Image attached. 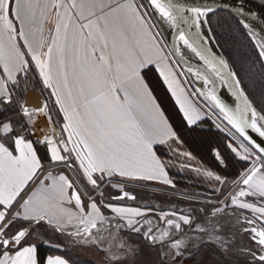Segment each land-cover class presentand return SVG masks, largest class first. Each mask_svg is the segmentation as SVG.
Returning <instances> with one entry per match:
<instances>
[{
	"label": "snow or ice",
	"instance_id": "obj_1",
	"mask_svg": "<svg viewBox=\"0 0 264 264\" xmlns=\"http://www.w3.org/2000/svg\"><path fill=\"white\" fill-rule=\"evenodd\" d=\"M150 2L172 29H179L176 40L202 64L203 67L189 65L187 68L197 81L202 82L204 87L198 90L239 134L236 139L242 137L247 142L236 144L230 139L227 145L238 161H251L252 165L242 176V183L248 191L240 189L238 196L264 198V144L255 145L246 132L250 129L264 139V114L258 113L250 102L238 75L230 72L228 64L199 39L202 25L207 23L209 14L215 9L210 5L189 7L173 0ZM22 12L26 13V19L21 18ZM234 14L243 28L252 31L247 21L256 20L257 15L246 9L244 0H239L234 6ZM49 21L54 24V29L45 27ZM181 24L187 28L194 27L195 35L180 28ZM17 37L24 41L30 61L20 49ZM161 43L150 32L135 0H72L71 3L62 0H0V67L5 78L4 88L0 91V106L11 102L10 83L17 85L21 73L26 78L29 72L36 75L33 69H38L44 87L51 89L50 95L63 114V131L67 134V141L59 140L57 147H53L52 138L46 137L44 146L51 161L63 159L57 153L60 144L64 145L65 153L69 152L68 145L71 144L74 156L79 158L84 168L90 170L94 185V173H99L101 178L113 175L107 165L110 159L132 160L147 167L149 161L138 158L137 153H148L155 159L154 145L157 142L163 144L165 137L172 136L163 114L153 103L150 88L143 77V70L155 65L175 96L172 86L176 81L171 78L170 72L166 74V56ZM174 51L180 53L181 50L177 47ZM260 56L264 59V40L260 44ZM161 65L164 67L161 68ZM229 79L234 81V86L228 83ZM217 81L233 87L234 108L226 105L217 95ZM62 97L67 98V104L62 103ZM176 102L180 104L189 126L202 119L196 108L181 103L179 97ZM39 111L43 112L44 109ZM23 115H29L26 107ZM254 153L259 159V167L257 161L252 159ZM217 160L223 163V155L218 150ZM41 171L42 162L33 145L17 134L11 121H0V214H4L5 209L10 212L20 204L21 208L15 215L16 219L22 221V226L15 231H11V228L16 219L0 230V264H40L37 247L27 242L32 236V226L43 223L61 233L66 227L47 219L42 214V208L44 211L57 209L66 217L68 224L78 221L95 228L96 219H101L97 202L93 201L85 213L77 193H72L71 200L66 199V190L57 182L58 178L65 179L64 175L57 178L49 172L40 180ZM131 178L152 181L150 176ZM216 179L219 182L221 178L217 176ZM38 180L39 184L33 189V184ZM68 187H71L69 183ZM6 195L10 203H5ZM236 195L234 193L230 200L233 205L237 203ZM30 198L32 206L25 210L24 206L29 205ZM72 201H75V212L64 207ZM228 202L225 201L226 206ZM109 207L111 212L129 217L141 215L140 212L131 213ZM240 207L252 208V205L241 203ZM211 211L221 213L224 209ZM181 218L185 225L189 223L187 217ZM127 223L132 225V220L128 219ZM87 232L88 228L85 227L83 232L78 229L72 235L82 236ZM217 233L213 229L210 235L217 237L218 245L227 250V238ZM258 237V251L264 252V231H259ZM149 238L155 243L156 237L151 233ZM172 243L180 248L179 243ZM115 244L119 251H124L125 246L121 241H115ZM174 255L179 257L183 252L177 251ZM126 258L111 250L108 254V259L113 262ZM48 264H65V261L50 258ZM259 264H264V255H260Z\"/></svg>",
	"mask_w": 264,
	"mask_h": 264
},
{
	"label": "rangeland",
	"instance_id": "obj_2",
	"mask_svg": "<svg viewBox=\"0 0 264 264\" xmlns=\"http://www.w3.org/2000/svg\"><path fill=\"white\" fill-rule=\"evenodd\" d=\"M135 2L156 41L162 42L161 47L166 56L168 72L171 73V77L176 78L189 96L187 97L189 104L186 105L199 110L205 119H210L234 143L239 144L212 118L210 109L202 103L192 89L182 69L172 58L142 0H135ZM33 71L37 74L33 75V72L27 74V79L29 78L31 82L29 86L40 85L42 92L47 93L50 97V91L44 87L38 71L35 69ZM146 79L149 83L151 82L149 78ZM151 84L149 86L152 92L159 102L163 103L162 90L160 91L154 83ZM65 99L67 101V98ZM182 100L185 103V100ZM20 118L22 119L21 116ZM55 121H57L56 124H59V129L63 131V126L60 123L61 118L57 119L55 115ZM21 126L22 124L17 128L21 129ZM161 148L165 158L158 159L156 157L153 159L148 153H137L138 158L149 161L147 167L132 160H121L120 158L108 160L107 165L113 175L110 178H101L99 174H96V177L94 176L96 178L95 185L90 179V170L84 168L83 165L79 166L78 157L74 156L69 166L67 165L68 172L70 171L76 180L81 182V187L85 189L87 196H93L88 197L87 202L89 200L92 203L93 201L97 202L102 211L101 219H96L95 228L73 221L70 224L71 229H64L63 233L41 223L32 226V236L28 238L27 242L38 238L40 240L38 244H44L72 256L82 257L92 264H259L251 253L253 247L247 237L246 225L241 220L238 221L236 217L230 216L229 213H241L253 218L264 228V215H262L264 214L262 213L264 198L258 196L239 197L238 191L244 190V185H237L238 180L233 183L225 182L219 175L198 162L184 145L176 141H170L162 145ZM252 159L257 161V167H259V160L254 156ZM248 162L249 167L246 172L252 166L251 161ZM123 170L129 172L126 173ZM84 176H87L86 181ZM132 176H150L152 181L131 178ZM217 176L221 178L219 182L216 179ZM176 181L183 183L185 186L183 190L175 186ZM234 193H237L235 205L230 202ZM121 196L124 198H119ZM226 200L229 201L227 206L225 205ZM87 202L86 204H88ZM241 203L250 204L257 210L242 208L240 207ZM86 204L84 203L85 208ZM109 206L120 209H122L121 207L131 208L128 211L131 213L140 212L141 215L134 216V218H138L132 222V225H129L121 221L120 218H116ZM215 208H221L224 211L221 213L211 211ZM210 214H213L214 217ZM220 214L223 215L219 216ZM182 216L189 219L187 225L184 224ZM6 225V221L0 224L2 229ZM177 225L180 227L177 228ZM21 226V221L17 220L12 225L11 231H15ZM85 227L88 228L87 233L82 236L72 235L78 229L83 232ZM213 229L218 232L217 235L220 237L227 238V250L218 245L217 237L210 235ZM149 233L156 237L155 243L151 239L147 240ZM175 239L180 244V248L171 242ZM115 241L122 242L125 246L124 251L118 250ZM110 250L127 258L118 262L110 261L108 259ZM177 251L183 252V255L176 257L174 253Z\"/></svg>",
	"mask_w": 264,
	"mask_h": 264
},
{
	"label": "trees",
	"instance_id": "obj_3",
	"mask_svg": "<svg viewBox=\"0 0 264 264\" xmlns=\"http://www.w3.org/2000/svg\"><path fill=\"white\" fill-rule=\"evenodd\" d=\"M207 23L215 43L221 53L230 62L234 72L238 75L239 82L246 92L247 97L255 108L261 114H264V112H261L264 109V65L253 43L241 28L239 22L231 14L224 12L210 14ZM144 76L150 78L157 88L160 91L162 90L160 82L156 79L152 71H144ZM246 76H248V79ZM28 84H30V81L27 77L19 80V83L13 88L11 102L4 106L3 112L0 111V121H11L13 127H19L23 123L18 114V106L24 99L25 92L30 90ZM33 87L42 92L40 85ZM42 94L53 120L55 119V115L58 119L59 113L53 100L47 93L42 92ZM162 95H164L163 103H160L155 98L170 123L178 141L184 145L187 151L198 162L208 170L219 175L225 182L233 183L237 181L248 169L249 162L238 161L232 155L227 147L230 138L214 122L210 121V119L204 118L193 126L187 125L170 97L166 96L163 92ZM153 150L158 157L165 158L164 151L161 147L156 146ZM217 150L223 155V163L217 160ZM245 164H247L246 167L244 166ZM174 184L182 190L185 187L183 183H178V181ZM181 185L183 187H179ZM204 209L206 210L205 207ZM36 247V255L38 256L40 264H44L48 256L56 255L64 257L70 264H92L82 257L72 256L44 244H38Z\"/></svg>",
	"mask_w": 264,
	"mask_h": 264
},
{
	"label": "water",
	"instance_id": "obj_4",
	"mask_svg": "<svg viewBox=\"0 0 264 264\" xmlns=\"http://www.w3.org/2000/svg\"><path fill=\"white\" fill-rule=\"evenodd\" d=\"M151 20L157 27L158 31L160 32L162 38L164 39L170 54L174 61L177 63V65L182 69L185 77L187 78L188 82L190 83L192 89L195 91L197 96L200 98V100L218 117L220 118L228 127L231 128V126L227 123L226 120L223 119L222 114L219 113L218 109H215L214 106L210 105V102H208L205 98V96L202 94L203 84L202 82L197 81L188 71L187 68L189 65L192 67H203L202 64L195 59L192 53H190L181 42L176 40V36L179 34V29H172L169 24L163 20L159 16V13L156 11L154 6L151 5L150 0H142ZM174 3H180L187 5L189 7H203L204 5H210L215 11H213L210 14L216 13V12H224L231 14L235 17V19L238 21V18L234 14V6L239 2V0H173ZM244 4L246 9H249L256 13L257 19L251 20L248 19V23L252 26V31H249L248 29L243 28L241 25V28L244 30L246 35L249 37L251 42L253 43L255 49L257 50L259 56H260V44L261 41L264 40V4H262V0H244ZM209 14V15H210ZM185 15H188V13H185ZM180 28H184L186 32L192 33L193 36L195 35L196 29L193 28H187V26L181 24ZM200 37L202 43H204L205 47H209L210 50L213 52V54L217 55L219 59L224 60L228 64V70L230 72H234L230 62L225 58V56L221 53L220 49L218 48L217 44L215 43L213 36L210 32L208 23H205L202 25L200 29ZM180 48V53H175V48ZM261 58V56H260ZM261 61L264 65V59L261 58ZM229 84H233L234 81L229 79ZM216 92L217 95L220 97V99L229 107L234 108L235 107V97L233 95V87H228L226 84H221L219 81L216 82ZM199 89V90H198ZM251 102V101H250ZM24 103L27 107L39 110L43 106V100L41 98V95L37 91H29L25 94ZM252 103V102H251ZM258 111V110H257ZM258 113H260L258 111ZM261 114V113H260ZM232 129V128H231ZM235 132V129H232ZM249 138L253 141V143L257 146L264 144V139L260 138L255 132L249 130H246ZM236 133V132H235ZM238 136L239 134L236 133ZM242 140L243 138L240 137ZM246 144L247 142L244 141ZM250 147V146H249ZM223 214H220L219 216H222ZM230 216L236 217L238 221H242L246 225L247 229V237L252 243L253 250H251V253L253 254V258L255 257L256 260L259 262L260 255H264V252H259V244H258V232L264 231V228L253 218H250L248 216H244L241 213H229ZM214 217V215H212ZM150 238L147 237V240ZM177 240H172L171 242H176ZM249 251V250H248Z\"/></svg>",
	"mask_w": 264,
	"mask_h": 264
},
{
	"label": "crops",
	"instance_id": "obj_5",
	"mask_svg": "<svg viewBox=\"0 0 264 264\" xmlns=\"http://www.w3.org/2000/svg\"><path fill=\"white\" fill-rule=\"evenodd\" d=\"M62 2L64 3H71L72 0H62ZM77 2H79V0H77ZM21 18L22 19H26V13H21ZM14 19V18H13ZM16 28L19 29V24L16 23L15 24ZM45 27H52L54 29V24L52 23V21H49ZM17 43L19 44V47L20 49L22 50V52L25 54V56L27 57V59L30 61L31 60V57L27 54V49L24 47V41L19 39V37H17ZM30 43H31V39H30ZM161 68L164 67V65H161L160 66ZM35 69V68H34ZM38 71V69H35ZM152 71L153 74L155 75L156 79L160 82L161 86H162V92L170 97L171 101L173 102V104L175 105L176 109L178 110L179 114L183 117L184 121H185V118L181 112V109H180V104H178L176 102L177 100V97L180 98L181 100V103H183V100H185V104H189V101L187 99V97H189L185 91V89L179 84V82L176 80V78H174L173 76L171 78H173L176 83L172 86V88L175 89V96L172 95V89L169 88L167 86V84L164 82V79L162 76H160V74L157 72L156 70V66L155 65H152L150 67H146L144 70H143V77L144 79L146 80V83L150 85H152L151 83H154L150 78L151 82L149 83L147 81V79L145 78L144 76V71ZM2 73H3V68L0 67V91L3 90L4 88V77L2 76ZM166 74H168V69L166 71ZM22 79H25V76L23 73L20 74L19 76V80H22ZM27 83V81H26ZM31 83V82H30ZM30 85V84H28ZM16 85H11V83L9 84V87L11 88V100H12V96H13V88L15 87ZM150 88V86H149ZM29 91H37L39 92V94L41 95V98L43 100V106L42 108L44 109L43 112L39 111V118L41 119V122H40V131H41V137H42V140L35 144L33 141H31L30 139H28L27 137H25L22 133V128H17V127H14L15 131L17 132V134L21 135L23 138H25L26 142L28 143H31L33 145V150L37 152L38 154V158L41 160L42 162V171L39 173L40 175V180H43L49 172H51L53 175L57 176V178L59 177V175H64L65 176V179L63 178H58L57 182L58 184H60V186L66 190V199L68 200H71V196H72V193L75 192L77 193L78 197L80 198L81 202H82V205H83V208L85 209V213H87V211L89 210L88 209V206L92 203V201H88V197H93L92 195L91 196H87V192L85 191V189H83L81 187V182L79 183L78 180H76V178L72 175V173H70V171L68 172V168H67V165L69 166L70 164V161H72V159H74V153L72 151V145L69 144L68 145V148H69V152L68 153H65L63 151V147L64 145L63 144H60L59 147L57 148V153L58 155L62 156L63 159L61 161H51L49 159V155L47 154L46 152V147L44 146L45 145V142H46V137H50L53 139V147H57V143L59 140L63 139L65 142L67 141V134L62 131L61 129H59V124H56L57 121H54L53 118H52V115L50 114L49 112V108L44 100V97H43V94L42 92L39 90V89H34L33 87H30V90H28L27 92ZM48 91H50L49 93H51V89H49ZM150 91H151V94H152V99H153V103L156 105L157 109L163 114L165 120L167 121V124H168V127L169 129L171 130L172 132V136L171 137H165V142L163 144L157 142L154 147L158 146V147H161L162 145L170 142V141H176L178 142L179 144H181L178 139L176 138L175 134H174V131L172 129V127L170 126V123L168 122L164 112L162 111L160 105L158 104L157 100H156V96L154 95V93L152 92L151 88H150ZM25 92V94L27 93ZM25 94H24V99H25ZM52 97V96H50ZM66 98V97H65ZM64 97H62V103L64 104H67V101ZM23 99V100H24ZM54 102V98L52 97L51 98ZM55 104V102H54ZM4 106L6 105H3V106H0V111L3 112L4 111ZM57 110H58V113H59V117L61 118V124L63 126V123H64V120H63V114L59 111V106L55 105ZM201 117L203 120L204 117L203 115L201 114ZM63 120V121H62ZM200 120V121H201ZM200 121H197L195 124H197L198 122ZM193 124V125H195ZM188 125V124H187ZM191 125V126H193ZM13 126V125H12ZM57 126V127H56ZM48 133V134H47ZM157 156V155H156ZM158 157V156H157ZM158 159H161L160 157H158ZM79 160V158H78ZM82 165L80 164V161H79V166ZM116 166V165H115ZM124 172L128 173L129 171H126V170H123ZM113 173V172H112ZM96 174H99V173H94V176L96 177ZM87 176H84L85 178V181L87 180L86 178ZM91 181H92V178L90 177ZM68 183L71 185V187H68ZM89 183V181H88ZM39 184V180L35 182V184H33V189L36 187V185ZM90 184V183H89ZM91 185V184H90ZM237 185H243L242 183V176L240 179H238V182H237ZM244 187V186H243ZM245 191H248V189L246 188V186L244 187ZM244 197H254V196H251V195H248V196H244ZM5 199V203H10V201L8 200L7 198V195L4 197ZM73 199H76L75 196H73ZM86 202L88 204H86ZM84 203L86 204V208L84 207ZM32 206V198H30V203L29 205H26L24 206L25 210H27V208L31 207ZM65 208H68L72 211H77L76 209V205H75V201H72L71 203H66L64 205ZM21 208V205L20 204H17L14 208L11 209V211L9 212L7 209L4 210V214H0V224L4 221L8 223H10L11 221H13L14 219H16V213L20 210ZM123 210H130V209H127L125 207H121ZM100 209V208H99ZM135 210V209H134ZM134 210H132L134 212ZM42 211V214H44L46 216L47 219L51 220L53 223L56 224H59V225H66L65 229H71L70 227V224H68L67 220H66V217L61 214L57 209H49L48 211H44L43 208L41 209ZM131 212V211H129ZM100 213H102V211L100 210ZM113 213V212H112ZM136 213V212H134ZM182 213V212H181ZM116 218H120L121 221H124L127 223V220L128 219H131L132 222L136 221V218L138 217H135L134 216H125V215H118L117 213H113ZM211 216L213 214H210ZM264 215V214H262ZM87 216L85 215V218ZM18 219H16L17 221ZM50 227V226H49ZM70 233V232H69ZM147 237H149V234L147 235ZM38 242H40V240L38 238H35L34 240H32V242H29V244H33V245H37ZM177 242V241H176ZM62 259L65 261V264H70L68 262V260H66L64 257L62 256H48L46 259H45V262L44 264H48V260L49 259Z\"/></svg>",
	"mask_w": 264,
	"mask_h": 264
},
{
	"label": "built area",
	"instance_id": "obj_6",
	"mask_svg": "<svg viewBox=\"0 0 264 264\" xmlns=\"http://www.w3.org/2000/svg\"><path fill=\"white\" fill-rule=\"evenodd\" d=\"M26 106L23 103H19L18 106V111L20 116L22 117V133L25 137H27L28 139H30L31 141H33L35 144L39 143L42 140L41 137V131H40V122L41 119L39 118V112L36 110H32L27 108L29 115L25 116L23 115V109ZM210 115L212 116V118L214 120H216V122L228 133L230 134L238 143L243 142L244 144H246L241 138H239L238 140L236 139V137H238L237 134H235L224 122H222L217 116H215L212 112L210 113ZM251 150V148H250ZM253 156L257 159L258 157L255 155V153L253 154ZM0 230H2V227L0 226Z\"/></svg>",
	"mask_w": 264,
	"mask_h": 264
},
{
	"label": "flooded vegetation",
	"instance_id": "obj_7",
	"mask_svg": "<svg viewBox=\"0 0 264 264\" xmlns=\"http://www.w3.org/2000/svg\"><path fill=\"white\" fill-rule=\"evenodd\" d=\"M246 198V197H245Z\"/></svg>",
	"mask_w": 264,
	"mask_h": 264
}]
</instances>
